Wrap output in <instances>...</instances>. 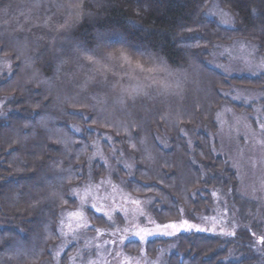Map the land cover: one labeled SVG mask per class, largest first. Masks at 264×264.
<instances>
[{"label":"trees","instance_id":"obj_1","mask_svg":"<svg viewBox=\"0 0 264 264\" xmlns=\"http://www.w3.org/2000/svg\"><path fill=\"white\" fill-rule=\"evenodd\" d=\"M218 1L233 26L204 16L211 0H0V60L11 71L0 78V224H14L0 228V264L50 257L60 210L76 206L71 187L90 173L91 144L103 132L104 149L110 139L132 156L126 188L150 199L157 221L193 219L211 207L213 190L233 191L236 174L212 137L220 90L264 88V75L228 77L207 57L216 43L235 39L254 41L264 55V0ZM102 35L118 42L110 48H125L113 61ZM131 50L146 64L131 63ZM187 64L193 84L178 78L164 86L165 70L184 77ZM108 93L113 117L104 113ZM184 129H195L193 150ZM91 171L98 180L105 168L96 161ZM248 217L233 236L179 234L167 264H264V219L257 225ZM166 241H148L147 250L155 256ZM126 248L134 253L140 244Z\"/></svg>","mask_w":264,"mask_h":264},{"label":"rangeland","instance_id":"obj_2","mask_svg":"<svg viewBox=\"0 0 264 264\" xmlns=\"http://www.w3.org/2000/svg\"><path fill=\"white\" fill-rule=\"evenodd\" d=\"M204 16L225 27H231L235 22L230 12L218 0H211ZM98 40L101 45H106L107 54L110 52L109 61L115 60L116 54L125 50L110 48L112 44H118L117 41H112L110 35H102ZM98 56L99 63L108 61L104 53L99 52ZM138 61L146 64L141 55L131 50L130 62ZM207 62L228 77L245 75L256 78L264 75V55L258 53L257 44L251 40L218 42L209 53ZM9 67L6 59L0 60V78L11 72ZM185 67L187 74L184 77L178 71L165 70L161 78L165 82L164 86L166 84L168 89L173 88L178 78L186 85L193 84V68L191 64ZM160 81L163 82L159 79ZM101 88L104 92L107 91L105 87ZM220 93L222 100L215 112L217 126L212 137L215 141L214 152L223 157L227 167L236 174L237 186L233 191L222 193L220 190H213L211 207L193 219L183 216L179 220L157 221L151 213L150 199L138 198L126 188L127 181L134 173L132 156L123 146H111L110 139L105 143L110 149H104L102 139H105L104 136L109 137V134L103 132L102 139L97 137L91 144L92 151L87 167L90 173L85 172L86 179L71 187L70 193L76 199V206L60 210L58 241L50 248V257L38 262L26 261V264H167V257L178 251L175 237L181 233L199 231L233 236L237 223L243 222L247 216L251 224L255 222L263 225L264 88L232 84L220 90ZM105 106L108 112L106 110L104 113L113 117L117 108L114 109L111 93L105 97ZM199 125L200 131H208L206 124L200 122ZM194 131L195 129L183 130L191 150ZM162 143L163 147L169 148L164 140ZM96 161L104 166L105 173L100 179L93 180L91 169ZM209 174L210 171H207V175ZM249 211L254 214L250 215ZM166 224H174L175 227H157ZM3 227L11 229L14 224L1 223L0 228ZM23 235L27 236L26 233ZM257 238L261 244V237L258 235ZM153 239H167L166 243L160 245L155 256L147 250V242ZM132 241L140 244V248L134 253L126 248ZM70 247L72 249L68 251ZM234 253L230 251L228 259H235Z\"/></svg>","mask_w":264,"mask_h":264},{"label":"snow or ice","instance_id":"obj_3","mask_svg":"<svg viewBox=\"0 0 264 264\" xmlns=\"http://www.w3.org/2000/svg\"><path fill=\"white\" fill-rule=\"evenodd\" d=\"M157 227H163V228H169V227H175L174 224H166V225H158ZM147 235H152V233H147ZM144 237H141L143 239ZM264 239V238H262Z\"/></svg>","mask_w":264,"mask_h":264}]
</instances>
